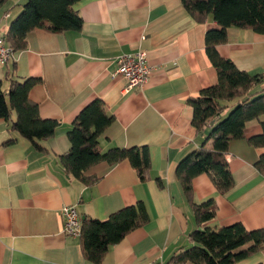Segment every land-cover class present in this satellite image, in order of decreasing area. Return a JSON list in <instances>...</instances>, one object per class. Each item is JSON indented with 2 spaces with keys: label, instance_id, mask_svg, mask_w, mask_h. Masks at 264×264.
Wrapping results in <instances>:
<instances>
[{
  "label": "crops",
  "instance_id": "1",
  "mask_svg": "<svg viewBox=\"0 0 264 264\" xmlns=\"http://www.w3.org/2000/svg\"><path fill=\"white\" fill-rule=\"evenodd\" d=\"M26 2L0 5L1 34ZM74 9L83 17L81 30L37 27L27 34V47L0 65L5 91L12 80L41 77L30 98L41 117L59 121L54 136L40 141L47 149L41 152L0 118V264H94L85 258L80 236L64 230L65 205L74 206L82 218L106 219L123 207L145 203L148 223L113 245L102 264H176L173 255L193 246L189 235L196 229L235 222L248 229L264 227V174L255 167L264 147L248 142L263 133L264 114L247 123L244 138L230 143L226 159L236 182L230 192L221 194L207 173L193 179L195 201L213 199L215 218L197 223L176 176L179 161L205 139L192 124L188 99L218 82L205 35L220 25L213 19L197 21L182 0H79ZM228 38L217 47L223 57L251 74L264 73V33L231 26ZM139 49L147 51L153 70L144 85L127 90L126 80L113 76L117 57ZM252 92H264V80ZM96 98L114 117L100 136L102 150L147 145L149 180L141 181L129 160L91 166L86 174L99 177L91 186L61 166L59 155L71 147L67 133L75 117ZM244 98L224 103L231 109ZM236 264H264V248Z\"/></svg>",
  "mask_w": 264,
  "mask_h": 264
},
{
  "label": "trees",
  "instance_id": "2",
  "mask_svg": "<svg viewBox=\"0 0 264 264\" xmlns=\"http://www.w3.org/2000/svg\"><path fill=\"white\" fill-rule=\"evenodd\" d=\"M7 1L0 0V5ZM78 1L27 0L5 33L8 44L15 52L25 49L27 34L37 27L53 32L81 30L83 17L74 9ZM182 4L197 21L213 19L220 25L219 28L209 29L205 35V50L217 69L218 82L188 99L193 107L192 124L198 134H205V139L200 148L184 156L176 167V176L197 223L203 224L215 218L217 206L213 199L201 203L195 201L193 179L207 173L221 194L230 192L236 184L226 159L230 143L244 138L247 123L264 114V92H252L263 82V73L251 74L239 69L232 59L223 57L217 47L228 41V28L231 26L264 33V0H182ZM41 81V77L12 80L9 90L5 91L0 80V118L8 121L11 130L18 131L37 150L47 152L40 141L54 136L59 121L41 117L38 104L30 98L31 88ZM242 97L245 98L238 100L231 109L224 103ZM13 112L16 113L15 119L12 118ZM113 120L104 100L96 98L79 111L67 133L71 147L59 155V161L69 175L87 186L95 184L99 177L87 175L86 171L104 161L114 165L129 160L141 181L150 178L151 155L147 145L130 148L112 146L102 150L100 136ZM248 142L264 147V131L249 137ZM255 167L264 174V153ZM157 181L159 186L164 187L161 178ZM149 219L143 201L123 207L106 219L86 215L82 218L79 238L85 258L94 264H102L113 245L132 230L147 224ZM189 239L193 246L173 255L172 261L176 264H236L264 248V227L248 229L242 222H235L220 228L196 229L190 233Z\"/></svg>",
  "mask_w": 264,
  "mask_h": 264
},
{
  "label": "built area",
  "instance_id": "3",
  "mask_svg": "<svg viewBox=\"0 0 264 264\" xmlns=\"http://www.w3.org/2000/svg\"><path fill=\"white\" fill-rule=\"evenodd\" d=\"M15 59V51L8 44L4 34L0 33V65H7ZM152 66L148 62L147 51L139 49L126 52L117 57V69L113 76H120L126 80L127 90L144 85L152 73ZM264 75V73H263ZM65 218V232L69 236H80L82 231V217L74 206L65 205L62 208Z\"/></svg>",
  "mask_w": 264,
  "mask_h": 264
}]
</instances>
